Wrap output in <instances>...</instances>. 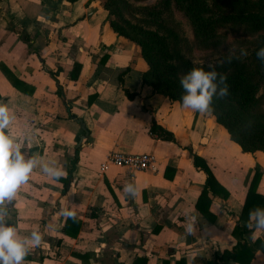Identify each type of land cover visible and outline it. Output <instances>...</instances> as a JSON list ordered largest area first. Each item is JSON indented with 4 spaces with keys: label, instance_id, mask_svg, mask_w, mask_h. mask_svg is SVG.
<instances>
[{
    "label": "crops",
    "instance_id": "crops-1",
    "mask_svg": "<svg viewBox=\"0 0 264 264\" xmlns=\"http://www.w3.org/2000/svg\"><path fill=\"white\" fill-rule=\"evenodd\" d=\"M146 69L140 47L94 0H0V103L16 116L7 131L67 173L57 181L35 169L9 205L22 235L42 234L24 264H206L239 242L254 250L250 264H264V228L239 221L257 171L264 195V149L244 153L212 114L155 93ZM114 152L152 153L157 163L103 171ZM195 156L229 194L213 198V222L196 208L207 176ZM128 182L135 198L122 190Z\"/></svg>",
    "mask_w": 264,
    "mask_h": 264
},
{
    "label": "trees",
    "instance_id": "trees-1",
    "mask_svg": "<svg viewBox=\"0 0 264 264\" xmlns=\"http://www.w3.org/2000/svg\"><path fill=\"white\" fill-rule=\"evenodd\" d=\"M104 1V9L110 15H120V17L123 15L119 0ZM252 1L166 0L152 10L143 11L142 24L122 20V18H120L122 22L109 19V24L115 33L128 38L140 47L142 57L147 64V69L142 74L143 83L152 87L155 93L181 104V96L184 94L180 85L182 76L193 68H202L207 71L209 67L195 65L192 62L187 50V37L181 23L176 20L174 12L184 15L193 40L200 49L219 47L223 43L224 38L218 34V30L224 24L240 27L250 34H257V45L248 57L234 59L231 64L214 65L218 72L227 75L230 95L222 99L214 98V111L210 113L216 118L218 124L228 131L230 139L238 144L244 153L254 154L264 149V107L259 105L260 96H256L259 88L264 90V64L255 54L258 49L264 47V0H257V4L261 7L258 9L253 6ZM229 10L234 12L229 14ZM134 11L138 10L134 9ZM251 11L254 14H250ZM209 12L217 13L219 18L209 21L205 17ZM222 12L229 15L221 16ZM183 47H185L184 50ZM128 96L133 97L131 94ZM246 124H250L247 129L243 127ZM151 132L165 140L172 139L171 133L156 125L152 126ZM194 164L207 176L196 208L213 222L215 217L210 212L213 198L221 196L226 199L229 194L218 183L202 158L195 156ZM261 177L262 173L258 171L253 175L239 221L250 222V211L256 207L264 208V195L258 192ZM70 220L67 219V224ZM253 228L256 227L252 226ZM248 232L249 230L244 229L241 233ZM253 258L254 250L239 242L234 252L225 251L221 256H215L214 259L207 261L206 264H222L230 260L238 264H250ZM179 264H185V259H182Z\"/></svg>",
    "mask_w": 264,
    "mask_h": 264
},
{
    "label": "clouds",
    "instance_id": "clouds-1",
    "mask_svg": "<svg viewBox=\"0 0 264 264\" xmlns=\"http://www.w3.org/2000/svg\"><path fill=\"white\" fill-rule=\"evenodd\" d=\"M256 57L264 64V47L256 51ZM248 52L241 48L239 56H233L231 49L229 54L217 63L220 65L231 64L234 59L246 57ZM209 70L193 68L180 79L183 89L181 96L182 107L201 114H210L214 111V98H225L230 95L228 77L218 72L215 66L209 62ZM16 120L7 104L0 103V264H24L31 250L42 242V234L34 230L28 235H22L18 227L10 222L9 205L16 198L22 185L26 184L37 168L54 180L66 176V170L55 162H43L37 155H29L23 151L24 145L7 130ZM245 129L250 124L243 126ZM124 194L129 198H135L139 188L135 183L128 182L123 186ZM65 219L75 221L76 212L71 209H63ZM250 220L257 228H264V208L256 207L249 213ZM193 230V218L188 219L186 231Z\"/></svg>",
    "mask_w": 264,
    "mask_h": 264
},
{
    "label": "rangeland",
    "instance_id": "rangeland-1",
    "mask_svg": "<svg viewBox=\"0 0 264 264\" xmlns=\"http://www.w3.org/2000/svg\"><path fill=\"white\" fill-rule=\"evenodd\" d=\"M98 5L102 6L104 8V0H94ZM166 0H119V6L122 10L123 15L120 17V15H110L108 13V21L109 19L116 20L119 22H122V20H129L133 23H141L143 20L142 18V12L147 10H152L155 7L161 5ZM253 6L256 7V9L261 8L259 4H257V0L252 1ZM134 9H137L138 11H134ZM139 11L141 13H139ZM234 10H229V14H232ZM261 12V9H260ZM176 20L179 21L184 29V34L187 37L188 46L187 50L189 53V56L192 60V62L195 65H209V62L213 65L217 64V61L222 59L223 57L227 56L229 54V50L231 49L233 56H239V52L241 48H244L247 50L248 57L250 53L255 49L258 41L257 34H250L245 32L240 27H234L230 24H224L223 27L219 28L218 34L222 35L224 38L223 43L219 47L211 48V49H200L196 46L195 41L193 40L191 31L189 29V26L187 25V22L184 18V15L180 12H174ZM225 14V15H224ZM228 13L222 12L221 16H227ZM250 14H254L253 11L250 12ZM261 14V13H258ZM206 19L209 21L216 20L219 18L217 13H207L205 16ZM232 17V16H230ZM142 24V23H141ZM185 47L182 49L184 50ZM260 96L259 99V105L264 107V90L262 88H259L257 95Z\"/></svg>",
    "mask_w": 264,
    "mask_h": 264
},
{
    "label": "built area",
    "instance_id": "built-area-1",
    "mask_svg": "<svg viewBox=\"0 0 264 264\" xmlns=\"http://www.w3.org/2000/svg\"><path fill=\"white\" fill-rule=\"evenodd\" d=\"M156 163V156L152 153L122 154L114 152L108 156L107 161L102 165V170L105 171L110 166H117L143 172L153 170Z\"/></svg>",
    "mask_w": 264,
    "mask_h": 264
}]
</instances>
